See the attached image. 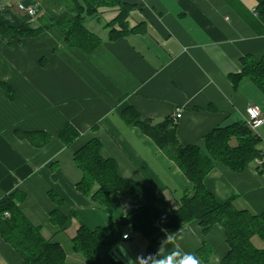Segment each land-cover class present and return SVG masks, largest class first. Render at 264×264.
<instances>
[{"label": "crops", "instance_id": "1", "mask_svg": "<svg viewBox=\"0 0 264 264\" xmlns=\"http://www.w3.org/2000/svg\"><path fill=\"white\" fill-rule=\"evenodd\" d=\"M126 1L134 5L127 18L134 30L109 40L105 24L118 8L101 7L90 17L95 22L89 30L102 43L86 54L67 46L62 31L52 25L53 17L72 16L59 0H0V17L7 24L29 22L33 28H46L11 42L0 37V76L15 91L9 99L0 89V198L20 191L19 206L43 236L63 247L66 260L80 262L68 263H86L72 242L80 222L92 229L107 226L145 205L153 220L124 227L123 234L131 237H120L112 245L114 260L127 264L115 249L118 242L135 258L147 256L150 243L158 249L169 236L166 251L178 246L200 264H220L229 250L225 230L217 224L204 235L196 220L182 221L176 210L192 183L150 136L124 122L121 110L131 106L155 124L166 117L174 122L179 110V141L204 150L206 135L245 121L248 106L264 114V91L248 76L237 77L242 58L257 62L264 55V0ZM19 2L36 3L37 14L28 17L18 9ZM65 123L79 131L69 145L58 138ZM252 129L259 137L255 147L261 157L239 171L215 161L205 185L218 201L258 214L264 210V123ZM94 137L101 142V155L115 160L121 177L161 194L167 206L139 193L116 192L115 205L106 210L82 194L76 188L82 171L73 153ZM50 192L62 202L53 200ZM164 213L167 218L161 223ZM203 244L211 248L207 260L198 255ZM0 264H23L1 233Z\"/></svg>", "mask_w": 264, "mask_h": 264}, {"label": "trees", "instance_id": "2", "mask_svg": "<svg viewBox=\"0 0 264 264\" xmlns=\"http://www.w3.org/2000/svg\"><path fill=\"white\" fill-rule=\"evenodd\" d=\"M59 1L72 16L53 18L52 25L62 31L67 46L78 48L86 54L95 51L102 43L101 37L85 25L86 18L97 16L101 7L118 8L116 17L105 24L109 28V40L119 39L134 30L129 28L127 21L134 5L126 0ZM45 29L33 28L29 22L11 26L0 17V37L7 42L36 36ZM241 65L242 70L237 77L248 76L264 91V55L257 62L246 56L241 59ZM0 89H3L7 98L15 97V91L1 76ZM121 117L126 124L137 126L150 136L192 183L191 190L184 192L176 210L182 221L196 220L204 235L217 224L223 227L229 250L220 264H264V210L258 214L237 210L230 201H218L205 185V177L215 161L239 171L252 159L261 157L255 147L259 137L253 129L245 121L216 127L206 135L207 146L204 150L199 144L183 145L179 141L175 117L174 122L172 117H166L155 124L143 118L131 106L121 110ZM78 135L79 131L71 123H65L58 138L69 145ZM232 138L236 139V143H231ZM101 147L100 140L94 137L73 153V160L82 171V178L76 183V188L82 194L91 196L95 203L106 210L115 205L113 195L116 192L123 195L139 193L146 200H154L163 208L167 206L161 194H153L146 186L121 177L117 163L112 158H104ZM49 195L53 200L62 202L54 193L50 192ZM22 198L20 191L0 198V233L14 247L23 264H76L67 262L65 251L58 242L43 236L41 227L32 222L19 206ZM152 220L149 209L143 205L107 226L92 229L80 222L72 238L73 247L86 258V263L83 264H121L112 258L110 248L122 238L124 227L131 223L136 228L139 223ZM253 236L261 240L262 246L252 239ZM156 251L155 245L150 243L147 255ZM210 254L211 248L207 244L198 249V255L202 259L207 260Z\"/></svg>", "mask_w": 264, "mask_h": 264}, {"label": "clouds", "instance_id": "3", "mask_svg": "<svg viewBox=\"0 0 264 264\" xmlns=\"http://www.w3.org/2000/svg\"><path fill=\"white\" fill-rule=\"evenodd\" d=\"M255 114L253 112V115ZM128 238V233L122 235V240H127ZM170 240L171 238L167 236V239L161 242L160 247L154 254L145 256L140 253L135 258L128 257L126 245L121 242L115 245V249L127 258V264H129V261H131V264H200L199 259L195 255L181 252L178 246H173L166 251V244ZM114 258L118 259L119 257Z\"/></svg>", "mask_w": 264, "mask_h": 264}, {"label": "built area", "instance_id": "4", "mask_svg": "<svg viewBox=\"0 0 264 264\" xmlns=\"http://www.w3.org/2000/svg\"><path fill=\"white\" fill-rule=\"evenodd\" d=\"M17 7L20 11L25 13L28 17L32 18L37 14V4L32 2L30 4H26L24 2H19L17 4ZM253 112L256 114L253 115ZM175 118H179L181 116V112L177 110L175 112ZM245 122L247 123L248 126L251 128H255L259 125H262L264 123V114L254 105H250L246 108V119ZM167 218V214L164 213L160 216L159 222L163 223L165 219ZM130 238V235H129Z\"/></svg>", "mask_w": 264, "mask_h": 264}, {"label": "rangeland", "instance_id": "5", "mask_svg": "<svg viewBox=\"0 0 264 264\" xmlns=\"http://www.w3.org/2000/svg\"><path fill=\"white\" fill-rule=\"evenodd\" d=\"M53 18H56V17H53ZM53 18H51V22H52V19ZM93 20H94V22H95V19L94 18H90V17H88V18H86V22H85V24H86V27H88V29H90L89 27H90V25H91V22H93ZM100 24H102V23H100ZM103 24H105L104 22H103ZM104 28V27H103ZM105 29V28H104ZM97 31V33H101V31L102 30H96ZM253 240L255 239V241H257V242H259V238L257 237V236H253V238H252ZM79 256H81L80 254H79ZM82 257V256H81ZM67 261H69V262H78L79 260H74V259H72V258H68V260ZM81 261V260H80ZM82 261H84V260H82ZM78 263H80V262H78Z\"/></svg>", "mask_w": 264, "mask_h": 264}, {"label": "bare ground", "instance_id": "6", "mask_svg": "<svg viewBox=\"0 0 264 264\" xmlns=\"http://www.w3.org/2000/svg\"><path fill=\"white\" fill-rule=\"evenodd\" d=\"M258 108V107H257ZM259 109V108H258ZM261 111V110H260ZM181 112V111H180ZM175 117V116H174ZM177 119H179V118H175V121L177 120Z\"/></svg>", "mask_w": 264, "mask_h": 264}]
</instances>
